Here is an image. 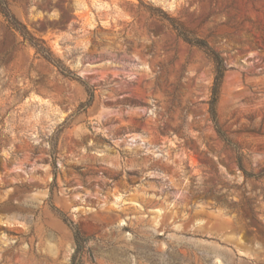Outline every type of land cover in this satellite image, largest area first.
I'll return each instance as SVG.
<instances>
[{
	"label": "rangeland",
	"instance_id": "1",
	"mask_svg": "<svg viewBox=\"0 0 264 264\" xmlns=\"http://www.w3.org/2000/svg\"><path fill=\"white\" fill-rule=\"evenodd\" d=\"M1 1L0 264H264V0Z\"/></svg>",
	"mask_w": 264,
	"mask_h": 264
},
{
	"label": "trees",
	"instance_id": "2",
	"mask_svg": "<svg viewBox=\"0 0 264 264\" xmlns=\"http://www.w3.org/2000/svg\"><path fill=\"white\" fill-rule=\"evenodd\" d=\"M0 13L3 15L5 20L8 22L9 26L17 31L24 40H26L31 46L34 47L35 51L40 54L42 57H44L46 60L51 62L53 65H55L60 72H62L64 75H70V71L58 64L54 58H52V53L50 49L45 45L44 41L41 39L36 38L23 24L18 22V20L14 17V15L10 12L9 8L7 7L6 3L2 2L0 0ZM186 41L190 42L187 38H184ZM191 43V42H190ZM198 47L202 48L204 52L207 54V56L212 60L214 65V74L212 78V83L210 86V97L208 100V112L210 115V119L213 123L214 130L217 134V136L223 140L226 143H230V140L224 130L220 127L218 121H217V115H216V103L218 99V95L220 92V87L223 80V75L225 71V65L220 58V56L214 52L210 47H208L206 44L202 43H195ZM88 95V100L86 101L85 105L88 106L93 98V92L89 89L86 90ZM238 167L244 174H247L242 166L240 161L237 162ZM264 174V173H263ZM73 233V240H74V252L71 257V263L70 264H81V258L85 252V245L87 244L88 237H85L82 231L75 227L72 231Z\"/></svg>",
	"mask_w": 264,
	"mask_h": 264
}]
</instances>
